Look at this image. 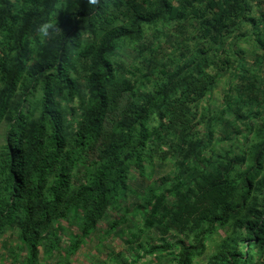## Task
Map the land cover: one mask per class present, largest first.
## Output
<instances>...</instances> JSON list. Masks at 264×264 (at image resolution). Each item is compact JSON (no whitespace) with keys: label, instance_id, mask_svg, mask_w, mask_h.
<instances>
[{"label":"trees","instance_id":"obj_1","mask_svg":"<svg viewBox=\"0 0 264 264\" xmlns=\"http://www.w3.org/2000/svg\"><path fill=\"white\" fill-rule=\"evenodd\" d=\"M1 127L9 264H68L159 173L145 254L194 264L222 231L202 264H264V0H0Z\"/></svg>","mask_w":264,"mask_h":264},{"label":"rangeland","instance_id":"obj_2","mask_svg":"<svg viewBox=\"0 0 264 264\" xmlns=\"http://www.w3.org/2000/svg\"><path fill=\"white\" fill-rule=\"evenodd\" d=\"M171 49L170 44H167L166 51ZM226 85L219 84L218 87L212 92L205 105L207 108L214 112L220 109L221 103L224 99ZM4 132V128H0V137ZM1 141V140H0ZM161 173L153 175L151 178L140 179L136 178L135 181L129 182L131 192L127 194L126 207L128 213L123 209L113 210L98 224L96 232L89 240H86L83 246H80L75 255L68 258V264H119L122 260L131 262L132 259H137L135 264H174L168 258L166 252H155L151 255L145 254L144 249H148L151 245H159L161 239L154 234L144 233L142 230V222L140 217L134 216L131 208L137 203V196L135 193H141L142 188L149 184L152 179L159 177ZM149 182V183H148ZM111 220L115 222V228L110 231L106 223ZM62 226L67 228V231L76 232L75 227H69L66 222H62ZM219 235L213 236V242H209L203 254L195 257L194 264H202L207 255L213 252L214 243L219 240ZM4 238L1 239V242ZM14 246V239L11 240ZM67 239L63 238L62 246H65ZM11 247V246H10ZM8 248V251L0 248V264H9V253H13V249ZM24 254V252L22 251ZM62 253L55 255L50 259L44 260L40 252V264H62ZM132 264H134L132 262Z\"/></svg>","mask_w":264,"mask_h":264},{"label":"clouds","instance_id":"obj_3","mask_svg":"<svg viewBox=\"0 0 264 264\" xmlns=\"http://www.w3.org/2000/svg\"><path fill=\"white\" fill-rule=\"evenodd\" d=\"M52 27V24L50 23H45L43 25L40 26L39 28V32L43 35V36H47L48 35V29Z\"/></svg>","mask_w":264,"mask_h":264}]
</instances>
